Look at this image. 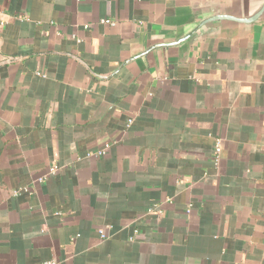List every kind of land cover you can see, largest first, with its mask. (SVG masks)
Instances as JSON below:
<instances>
[{"label": "crops", "instance_id": "crops-1", "mask_svg": "<svg viewBox=\"0 0 264 264\" xmlns=\"http://www.w3.org/2000/svg\"><path fill=\"white\" fill-rule=\"evenodd\" d=\"M194 1L0 0V264H264L253 34L87 69Z\"/></svg>", "mask_w": 264, "mask_h": 264}, {"label": "water", "instance_id": "water-1", "mask_svg": "<svg viewBox=\"0 0 264 264\" xmlns=\"http://www.w3.org/2000/svg\"><path fill=\"white\" fill-rule=\"evenodd\" d=\"M165 26L155 33V42L114 71L98 74L89 66L87 69L98 79H109L128 64L150 54L158 57L161 52L163 60L169 62L183 60L194 46L209 38L247 34L254 36L255 57L264 61V0H196L176 9L168 16Z\"/></svg>", "mask_w": 264, "mask_h": 264}, {"label": "built area", "instance_id": "built-area-1", "mask_svg": "<svg viewBox=\"0 0 264 264\" xmlns=\"http://www.w3.org/2000/svg\"><path fill=\"white\" fill-rule=\"evenodd\" d=\"M103 21L106 22V23L114 24V22L111 21L110 19H106V20H103ZM132 123H133V119H129L127 126L130 127ZM110 147H111V143L107 142L103 149H101L98 152H96V155H98V156L105 155ZM214 151H215V154H216V160L218 162L219 158H220L221 151H222V139L221 138H216ZM57 169H58V167L51 168L49 170V172H48V175L54 174ZM46 177H47V175H44V176H41L40 178H38L37 180L38 181H43ZM99 233H100V238L102 240L109 237L108 230L101 229L99 231ZM39 264H63V262L58 260V259H56V258H51V259L45 260L43 262H40Z\"/></svg>", "mask_w": 264, "mask_h": 264}]
</instances>
